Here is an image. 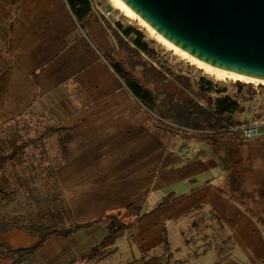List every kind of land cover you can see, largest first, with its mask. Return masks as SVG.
<instances>
[{
	"label": "rangeland",
	"instance_id": "rangeland-1",
	"mask_svg": "<svg viewBox=\"0 0 264 264\" xmlns=\"http://www.w3.org/2000/svg\"><path fill=\"white\" fill-rule=\"evenodd\" d=\"M95 5L121 40L114 42L95 15L80 23L67 7V62L75 66L67 75H78L76 80L87 91V105L77 118L82 126L77 123L81 127L76 136L82 134L81 143L85 141L90 147L102 141L101 148L105 149L103 155L98 150L87 159L86 154L95 149L82 153L76 164L80 165L77 170H83L76 177H96L94 169L99 162L104 175L94 181H101L100 190L105 191L109 182L122 196L114 203L118 209L111 204L115 196L99 201L91 216L102 214L92 222L122 215L134 227L103 248L104 257L81 264H223L231 255L227 264H264V244L258 235L261 226L251 224L248 230L241 223L246 220L244 213L250 216L248 211L264 221V138L246 141L232 136L211 143L194 129L158 114L160 110L163 116H171L173 105L179 104L190 109L187 111L194 121L199 107L213 110L209 98L220 102L227 99L238 105L234 120L248 123L257 84L220 78L198 67L191 58L154 39L147 26L131 20L113 0H95ZM106 11L112 12L109 18L103 14ZM138 42L146 45L148 52H136ZM117 43L129 62L125 68L156 94V104L139 98L110 61ZM200 91H208L206 100ZM28 126L25 137L31 139L35 134ZM63 144L55 134L52 140L34 147L36 159L28 152L26 159L14 161H24L22 164L4 167V177L6 171L11 172L9 175L22 171V175L13 179L20 185L18 193L0 195L4 196L0 197V207L6 206L0 209V225L17 222L73 228L67 201L53 178L54 152L67 156ZM209 182H213L211 191L223 211L225 226L215 217L212 205L198 204L199 190L209 187ZM134 183L141 185L131 187ZM145 187V200L136 201L139 189ZM133 200L134 207L125 209V202ZM103 205L112 210L104 212L99 207Z\"/></svg>",
	"mask_w": 264,
	"mask_h": 264
},
{
	"label": "crops",
	"instance_id": "crops-1",
	"mask_svg": "<svg viewBox=\"0 0 264 264\" xmlns=\"http://www.w3.org/2000/svg\"><path fill=\"white\" fill-rule=\"evenodd\" d=\"M67 7L66 0H0V159L14 154L13 158L0 164V174H3L7 165L22 164L24 161H20V164L14 161H18L19 157L26 159L30 154L28 152H32L33 160L36 159L38 156L32 151L34 147L42 144L44 140H52L55 134H59V139L65 145L64 154L67 156L63 157L61 152H54L53 178H56L59 189L65 196L73 223L83 225L82 229L71 235L49 237L33 258L21 264L84 263L85 261H81L82 254L100 244L108 232L109 222H92L102 214L101 212L91 216L92 210L97 208L95 205L99 201L111 196L116 197L111 206L118 209V205L114 203L122 196V193L113 191L109 182L105 184V191L100 190L101 181H94L98 177L102 179L104 175L99 162L94 169L96 177H76V173L79 174L83 170V167L77 170L80 165L76 164L82 153L87 152V149H95L86 154L87 159L88 156L97 155L94 151L99 150L103 155L105 149L101 148L102 141H96L90 147L85 141L81 143L82 134L79 138L76 136L82 126V120L77 118L87 105V91L82 89V85L76 80L78 75H67L70 68H75L70 67L73 63L67 62V34L70 33L67 31ZM83 119L85 123L86 118ZM77 123L81 126H76ZM28 125L32 126L31 133L35 134L31 139L25 137L29 133ZM61 128L64 130L61 131ZM84 170L86 172L87 169ZM5 173L7 177H4V174L1 177L4 179L0 182V195L18 193L17 188L20 185L13 179L19 178L18 174L22 175V171H15V175H9L11 172L8 171ZM217 180L215 179V183ZM212 183L209 182V187L205 190L200 188L202 195L198 204L212 205L215 214L225 226L223 211L219 210V205L215 204L213 198ZM135 185L141 184L134 183L131 187ZM146 192V187L139 189L136 201L145 200L143 195ZM125 203L128 204L125 209L130 210L136 202L133 200ZM5 207L3 205L0 209H6ZM99 207L104 212L112 210L106 209L105 205ZM137 208L139 207L135 209ZM248 213L252 217L247 213H244V217L250 223L241 221L242 226L246 229L252 227L251 224L261 226L258 235L264 244V221L257 220L251 212ZM248 234L250 235V232ZM39 241L38 235L19 228H12L0 234V243H7L13 248L34 247ZM230 260L232 255L223 264L229 263ZM262 260L264 263V255Z\"/></svg>",
	"mask_w": 264,
	"mask_h": 264
},
{
	"label": "water",
	"instance_id": "water-1",
	"mask_svg": "<svg viewBox=\"0 0 264 264\" xmlns=\"http://www.w3.org/2000/svg\"><path fill=\"white\" fill-rule=\"evenodd\" d=\"M122 1L183 51L264 81V0Z\"/></svg>",
	"mask_w": 264,
	"mask_h": 264
},
{
	"label": "trees",
	"instance_id": "trees-1",
	"mask_svg": "<svg viewBox=\"0 0 264 264\" xmlns=\"http://www.w3.org/2000/svg\"><path fill=\"white\" fill-rule=\"evenodd\" d=\"M67 5L75 18L82 23L85 19L95 15L99 21L103 24L107 34L113 39L114 42H117L120 39L118 32L110 28V26L104 21L101 12L96 8L95 0H66ZM83 29L84 26H83ZM135 49L136 52H148L147 46L142 43L137 44ZM121 46L117 43L112 49L111 54L109 55L110 61L117 67L119 75L126 81L130 89L139 97H146L149 100H152L154 104L157 103V96L152 91L146 89L141 82L134 77L133 73L128 71L125 68V63H129L125 59L124 54H120ZM129 51V50H128ZM123 56V57H122ZM130 58V57H129ZM124 65V66H123ZM242 87L244 84L239 83ZM208 92V91H207ZM207 92L200 91L202 99L206 100ZM208 103L211 105L213 110H206L201 107L196 110V117L194 121L192 120L190 109H187L183 105L175 104L173 105V115L163 116L160 112V106H158L159 116L169 121H173L175 124L183 125V127L194 129V131L199 132V134L206 139L208 142L217 143L220 140L227 139L228 137L235 136L237 139H242V135L239 131H232L231 127L240 125L234 120V111L238 110V105L236 102L230 100H224L223 102L215 101L209 98ZM196 108V107H195ZM188 110V111H187ZM181 129V128H180ZM264 138V137H262ZM21 147H19L20 149ZM18 149V150H19ZM14 154L2 157L0 159V164L6 160L13 158ZM109 216V215H108ZM105 218L109 222L108 232L104 240L92 247L90 250L86 251L81 256V261L89 262L93 260L100 259L103 255L105 256L103 248L108 245L114 244L116 240L121 237L128 229L134 227L131 220L121 218L119 216H109ZM217 219H220L215 215ZM74 224V223H73ZM264 227V225H263ZM12 228L24 229L30 234L38 235L40 241L34 247H22V248H13L7 243H0V264H21L22 262L33 258L38 251V249L43 245V243L51 236L54 235H71L74 232L83 228L81 224H74L73 228L70 229H60L56 225H44V224H22L17 222H10L0 225V234L9 231ZM168 245V242H166ZM103 256V257H104ZM70 264H77L72 262Z\"/></svg>",
	"mask_w": 264,
	"mask_h": 264
},
{
	"label": "bare ground",
	"instance_id": "bare-ground-1",
	"mask_svg": "<svg viewBox=\"0 0 264 264\" xmlns=\"http://www.w3.org/2000/svg\"><path fill=\"white\" fill-rule=\"evenodd\" d=\"M113 2L116 5H118L122 10H124L126 12L127 16L131 20H134L135 22H139V23H142L145 26H147L151 30L154 39H156V40L164 43L165 45H168L171 48L181 52L182 54H184V56L186 58H191L192 60H194L196 62V64H198V67L203 68L205 71H209L210 73L214 74L217 77L229 78V79H231L233 81H245V82H253V83H256V84H264L263 80L247 77V76H244V75H241V74H237V73H234V72H231V71H228V70L218 69V68L214 67L213 65H209V64L205 63L204 61H202V60L194 57L193 55L183 51L182 49H180L179 47H177L176 45L171 43L169 40L164 38L158 31H156L153 27H151L145 20H143L137 13H135V11H133L122 0H113Z\"/></svg>",
	"mask_w": 264,
	"mask_h": 264
},
{
	"label": "built area",
	"instance_id": "built-area-1",
	"mask_svg": "<svg viewBox=\"0 0 264 264\" xmlns=\"http://www.w3.org/2000/svg\"><path fill=\"white\" fill-rule=\"evenodd\" d=\"M103 14L105 17L109 18L112 12L106 11ZM259 86L260 85L257 84V86L254 87L256 96L252 106L254 109L251 121L231 127L232 131H239L242 135V139L246 141L264 137V84H262L263 87H261V90L258 89Z\"/></svg>",
	"mask_w": 264,
	"mask_h": 264
}]
</instances>
